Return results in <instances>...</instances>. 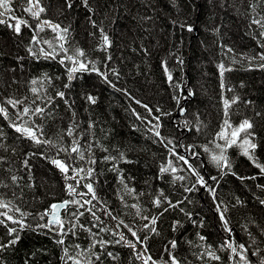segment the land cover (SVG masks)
Returning <instances> with one entry per match:
<instances>
[{"label":"trees","instance_id":"trees-1","mask_svg":"<svg viewBox=\"0 0 264 264\" xmlns=\"http://www.w3.org/2000/svg\"><path fill=\"white\" fill-rule=\"evenodd\" d=\"M28 6L0 9V264H264V0H40L39 18ZM13 16L29 26L15 32ZM78 50L88 68L70 80ZM65 200L63 229L44 227Z\"/></svg>","mask_w":264,"mask_h":264},{"label":"snow or ice","instance_id":"snow-or-ice-1","mask_svg":"<svg viewBox=\"0 0 264 264\" xmlns=\"http://www.w3.org/2000/svg\"><path fill=\"white\" fill-rule=\"evenodd\" d=\"M86 2H87V0H85V3ZM28 4H29V6L25 9V11L28 12L31 16H33L35 18H39L40 13L44 11V8L40 6V0H28ZM69 7H71V4H69ZM0 9H3L5 12L10 11L11 10V0H0ZM2 14L3 13H0V15H2ZM12 18L15 19V20H17L16 24L14 25V31L17 32V33L20 32L21 25L22 24L25 25V26H29L27 24V21L26 20H19L18 18L14 17V16ZM0 22H3V21H0ZM43 23L46 24V25H48L49 27H51L53 31L60 30V31H62L64 33L67 32V29H62L61 30L60 29V26L58 24H52L50 21H44ZM254 23L261 25V27H264V24L261 23V20L260 19L255 20ZM60 39L61 40H64V36L61 35L60 36ZM103 40H104L105 45H109L110 44V42L108 40V37L106 35L103 37ZM45 43H49V42L46 41ZM60 47H61V49L63 51H65V52L67 51V49H64L63 44H61ZM45 55L46 56H50V55H52V53H45ZM84 55H85V53L82 50H78L77 53H76L77 59H73V57H71V56L66 57V59L71 60L74 65H78V67L74 66V67H72V68L69 69V79L70 80L73 78V75L72 74L75 73L76 71H78V70H87L88 65L84 61L78 59L79 57H83ZM261 58L264 59V57H261ZM63 62L64 61L61 60V63H63ZM221 68H223V66H221ZM92 70L99 72V70L96 69L94 66H93ZM100 75L103 76L105 80H107V75L105 73H100ZM169 79H171V76L170 75H169ZM33 83H36V82L33 81ZM32 91L33 92H36V89L33 88ZM57 94L59 96H61V97L64 95L62 92L57 93ZM89 99L93 103H95V100L94 99H92L91 97H89ZM233 102H235V101H233ZM8 103L9 104H12V106L15 107L16 104L17 103H20V102L19 101L9 100ZM136 103L139 104L140 101H136ZM224 103H225V108L227 109V107L229 105V102L227 100H225ZM144 107L147 109V105H144ZM148 111H151V109H148ZM42 112H43V109H41L39 107L33 110V114H39V113H42ZM0 113H4L5 115H7L6 110L4 108H2V107H0ZM28 113H29V108L25 107L23 109L22 115H27ZM225 123L227 124V122H225ZM13 127H15L18 132H21L23 135L28 136L29 138H31L32 140H34L36 143H40L41 142L39 140V138L37 137V135H36V130H34L32 128H28V127H18L15 124L13 125ZM251 127H252L251 123L248 122L247 120H245V121H243L240 124V126H239L238 129L234 130L231 133V135L234 137V136L237 135L238 132H240V131H245L246 132ZM71 134H72L71 131H69V135H71ZM156 135L159 136V132L158 131L156 132ZM220 135H221L222 138L227 139V137L225 136V134H224L223 131L220 133ZM249 135H250V133H249ZM230 142L231 143H235V140H232ZM44 143H50V141H44ZM245 144H249V142L246 140L245 141ZM249 146L251 148H255L256 147L255 144H249ZM71 152H76V153H79L80 152L79 145L77 143L74 142L73 147L71 148ZM245 154L246 155L248 154V149L247 148H245ZM80 156H81V159H83V154L82 153H80ZM179 159L184 160L185 158L184 157H179ZM212 159L217 163L218 166H220V162L221 161H224L225 163H227L226 158L223 155L213 156ZM52 163L55 164V165H57L61 169V171L64 172L65 174L69 171L68 165L64 164L63 162H61L59 160H53ZM185 163H187V161H185ZM257 166L258 167H261L260 165H257ZM169 167H171V165H169ZM189 167L191 168V165H189ZM168 170H169L168 168H162L161 169L162 172L168 171ZM171 170L173 172L175 171L174 168H172ZM83 171H84L83 169H73V172L75 174L72 177H70V178L71 179H76L77 176H79V173L80 172H83ZM262 171H264V168H262ZM91 174H92V170L89 169L88 172H87V175L88 176H91ZM68 178L69 177L66 176V179H68ZM12 179L15 180L16 177H12ZM213 179H215V178H213ZM198 183H200L201 185H204L205 184V181L203 180L202 177H200L198 179ZM85 187L87 188V193H85L83 195L91 194L92 199H96L95 192H94V189H93L92 185L89 183V184L85 185ZM67 188H68V191L70 193H74L75 192V188H73L72 185H68ZM69 203H70L69 201H64L61 204H53V205H51V209L53 210V211H51L52 219L49 221V224L44 225V227H51L52 225H59L60 228H61V230H62L63 229V222L59 219V217L57 216L55 210L56 209H59V208H65V207H67V205ZM71 203H75L79 207H84L86 204H91V200H85L83 203H81L80 201H72ZM155 203L156 204H159L160 201L157 200ZM0 207L7 208L8 205L6 203L0 202ZM87 210L89 212H91V209L90 208L87 209ZM47 214L48 213H45V215H47ZM92 214L95 215L94 213H92ZM3 215H5L8 220H13V217L12 216H8L7 213H3ZM80 215H83V213H80ZM221 217L223 218V213H221ZM2 222L3 221H0V223H2ZM13 223H16V221H13ZM226 223L227 222L225 221V224ZM154 224H155V218H153V220H152V225H154ZM145 227H149V226L148 225H145ZM151 230L152 231H155L154 227ZM9 231H10V233H15L17 230L15 228H12ZM132 235L134 237H136V240L137 241H139V237L136 236V233L135 232H133ZM17 239H18V237H17ZM123 239H124V237L121 236V240H123ZM15 242H16L15 240L11 241V243H13V244ZM58 242L59 243H63L62 240L61 241H58ZM101 243H102V246H103V242H101ZM130 246L131 247H135V245L134 244H131V243H130ZM227 246L229 248H232V251L234 253L236 252V248L233 247L231 244H229ZM0 247H4V245H0ZM172 247L173 248L175 247V242H173ZM239 247L241 249H243L244 248V245H239ZM109 255H111V253H109ZM141 258L143 259V257H141ZM213 258L214 259H219V257H213ZM69 259L73 260L74 261V264H80V261L79 260H76L73 257H69ZM145 264H147V260H145ZM172 264H179V262L175 260V257L172 258Z\"/></svg>","mask_w":264,"mask_h":264},{"label":"water","instance_id":"water-1","mask_svg":"<svg viewBox=\"0 0 264 264\" xmlns=\"http://www.w3.org/2000/svg\"><path fill=\"white\" fill-rule=\"evenodd\" d=\"M65 201H68V200H65ZM62 202H64V201L57 202V203H55V204H61ZM61 210H62V208H59V209H56V210H55V211H56V214H57L58 217L60 216ZM52 211H53V210H52ZM51 219H52V216H51V212H50V214H49V220H51Z\"/></svg>","mask_w":264,"mask_h":264}]
</instances>
